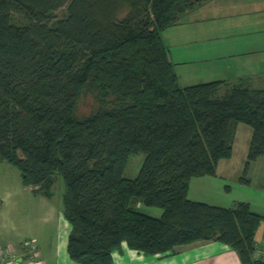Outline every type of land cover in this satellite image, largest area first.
Here are the masks:
<instances>
[{
	"label": "trees",
	"instance_id": "trees-1",
	"mask_svg": "<svg viewBox=\"0 0 264 264\" xmlns=\"http://www.w3.org/2000/svg\"><path fill=\"white\" fill-rule=\"evenodd\" d=\"M209 1L0 0V163L48 198L63 177L76 263L113 264L123 243L166 256L218 241L241 264H264L254 257L264 214L242 201L223 207L188 197L194 178L216 175L232 157L239 123L252 128L245 169L264 155V88L239 78L220 97L225 80L178 83L162 32ZM85 95L96 106L79 116ZM138 153L144 160L128 179L127 161Z\"/></svg>",
	"mask_w": 264,
	"mask_h": 264
},
{
	"label": "rangeland",
	"instance_id": "rangeland-1",
	"mask_svg": "<svg viewBox=\"0 0 264 264\" xmlns=\"http://www.w3.org/2000/svg\"><path fill=\"white\" fill-rule=\"evenodd\" d=\"M64 12V8L55 11L53 20L62 17ZM194 29L200 30L202 36L189 37ZM162 38L168 46L178 83L181 86L225 80L227 84L218 92L220 97L226 95L227 89L236 84L239 78L248 80L253 87L264 88V0H210L184 15L176 26L163 31ZM256 42L263 44L260 46ZM213 45L222 46L226 50L230 49L238 55L228 58L229 60L223 57L214 63L205 61L195 64L188 58H184L183 50L187 49L185 52H190V50ZM224 55L226 56V53ZM95 106L93 96L85 95L78 102L77 114L86 116ZM251 135L250 126L238 124L230 162H233L235 172L251 179V187L244 193L239 189L242 187L234 182L236 186L233 188V194H237L238 197L244 195L255 197V204L251 209L264 214V203L262 205L257 203L259 198L253 195V192L255 194L264 192V156L251 164L248 173H243V170L247 171L244 163ZM143 160L142 153L131 155L124 170V177L134 179L139 173ZM64 190L63 177L57 174L50 200L42 199V196L38 195L34 197L30 189L23 185L19 170L7 162H1L0 240L1 238L11 239L12 243L18 245L20 240L30 237L38 245V241L32 238V235L35 232L41 233L44 226H47L46 218L51 213L49 210L58 212L62 208ZM240 194L242 196H239ZM209 199L215 201L212 203H226L222 197L218 196ZM137 209L156 218L162 214V209L142 203L137 205ZM51 227L52 225L47 226V230Z\"/></svg>",
	"mask_w": 264,
	"mask_h": 264
},
{
	"label": "crops",
	"instance_id": "crops-1",
	"mask_svg": "<svg viewBox=\"0 0 264 264\" xmlns=\"http://www.w3.org/2000/svg\"><path fill=\"white\" fill-rule=\"evenodd\" d=\"M195 29L194 31L190 32L191 34H189V37L199 38L202 36L200 30ZM256 44L262 46L261 44L263 43L256 42ZM186 50H183V54L185 56L184 58H188L189 61L194 62L195 64L196 62L204 63L205 61L214 63L218 62L219 59L223 57L229 60L228 58L238 55L236 53H233L230 49L226 50L222 46L215 45L203 47L200 49L197 48L195 50H190V52H185ZM224 53H226V56L224 55ZM262 157H260L259 159H261ZM259 159L252 163L259 161ZM230 161L231 158L219 161L216 175L214 176L194 178L189 186L188 197L191 200L203 201L211 205L223 207L232 206L234 203L239 201L249 203L250 207H252L253 204H255V197H248L247 195V197L245 195L243 197H238L237 194H233V188H235L236 186L235 183L242 187H238L241 192L246 193L251 187V179L249 178V183H242L241 177L243 176H240L239 172L234 171L233 162ZM251 164L248 167L247 171L243 170V173H248ZM230 183L232 185H230ZM28 188L31 191V188ZM253 195L258 196L259 199H257V203L259 202V204L261 205L262 203H264V192H256V194L255 192H253ZM33 196L36 197L37 194L33 193ZM38 196L42 195L38 194ZM214 196L222 197V199L225 200L226 203H212L215 201H210L212 199L209 198H212ZM239 196H242V194H240ZM41 198L49 199L48 197L44 196H42ZM49 211H51V213H49L50 216L46 218L48 220L45 225H52V227L47 230V226H44L43 231L45 233L41 231V233L35 232L32 235V238L38 241L39 246H37L38 249H40L39 251L41 253L43 264H78L69 257V254L67 252V242L70 232V225L63 217L62 208H60L58 212H55L54 210ZM54 222H56L55 225ZM259 230L260 232H258ZM28 238L30 237H26V239ZM263 240L264 221L261 222L256 232V245L260 246ZM23 241L20 240L17 245L16 243H12L13 241L11 239L5 240L1 238L0 246H11L14 247L17 251H22L21 249ZM113 264H241V262L235 251L229 249L226 245L218 241H197L189 245L178 247L176 253L166 256H149L142 252L130 249L125 243H123L121 249L113 253Z\"/></svg>",
	"mask_w": 264,
	"mask_h": 264
},
{
	"label": "built area",
	"instance_id": "built-area-1",
	"mask_svg": "<svg viewBox=\"0 0 264 264\" xmlns=\"http://www.w3.org/2000/svg\"><path fill=\"white\" fill-rule=\"evenodd\" d=\"M21 250L17 251L11 246H0V264H43L36 241L31 238L24 240ZM254 257L264 258V240L260 246L256 245Z\"/></svg>",
	"mask_w": 264,
	"mask_h": 264
}]
</instances>
